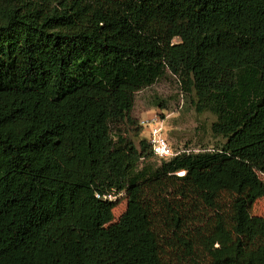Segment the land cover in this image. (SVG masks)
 Listing matches in <instances>:
<instances>
[{"label":"trees","instance_id":"obj_1","mask_svg":"<svg viewBox=\"0 0 264 264\" xmlns=\"http://www.w3.org/2000/svg\"><path fill=\"white\" fill-rule=\"evenodd\" d=\"M165 75L221 146L164 160L123 136ZM255 174L264 0H0V264H264ZM119 193L102 227L118 201L96 195Z\"/></svg>","mask_w":264,"mask_h":264},{"label":"rangeland","instance_id":"obj_2","mask_svg":"<svg viewBox=\"0 0 264 264\" xmlns=\"http://www.w3.org/2000/svg\"><path fill=\"white\" fill-rule=\"evenodd\" d=\"M154 116L165 119L164 136L172 149L179 153L186 150L212 151L225 142L221 137L212 136L211 124L215 122V117L207 112L197 114L192 106L191 98L183 92L177 80L170 75H165L151 87L136 94L131 113L134 126L121 125V133L132 139L136 133L132 129L139 126L142 133L134 140L137 142V140L147 137V128H143L141 123ZM148 163L153 167L160 166L159 160L155 158H152ZM252 183L257 199L252 206L251 216L263 217L264 174H255ZM117 201L109 216L101 221L102 227L115 223L124 213L126 209L125 196Z\"/></svg>","mask_w":264,"mask_h":264},{"label":"built area","instance_id":"obj_3","mask_svg":"<svg viewBox=\"0 0 264 264\" xmlns=\"http://www.w3.org/2000/svg\"><path fill=\"white\" fill-rule=\"evenodd\" d=\"M164 123L165 119L154 116L149 120L143 121L141 123V126L143 128H147L146 131L148 132V136L145 138L147 139V143L152 155L158 159L168 160L181 153L173 150L166 137L164 136ZM184 152L189 153L190 150L182 151V153ZM176 175L182 176L184 175V172H179ZM121 197H124V193L108 194L102 197L96 195V198L108 202H116Z\"/></svg>","mask_w":264,"mask_h":264}]
</instances>
